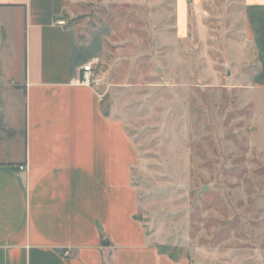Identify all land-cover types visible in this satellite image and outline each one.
Here are the masks:
<instances>
[{
  "label": "rangeland",
  "instance_id": "374dc122",
  "mask_svg": "<svg viewBox=\"0 0 264 264\" xmlns=\"http://www.w3.org/2000/svg\"><path fill=\"white\" fill-rule=\"evenodd\" d=\"M242 1L86 0L65 18L107 31L91 85L139 151V218L187 264H264V89ZM7 39L0 27V161L24 146L23 93L4 76L21 80V42L15 60Z\"/></svg>",
  "mask_w": 264,
  "mask_h": 264
},
{
  "label": "crops",
  "instance_id": "0c3cea01",
  "mask_svg": "<svg viewBox=\"0 0 264 264\" xmlns=\"http://www.w3.org/2000/svg\"><path fill=\"white\" fill-rule=\"evenodd\" d=\"M85 1L0 0L10 56L17 60L21 42L22 60L21 82L11 65L4 76L24 97L23 150L0 161V264H187L161 254L139 218L141 157L126 125L79 82L107 41L102 25L85 32L66 23ZM241 9L261 62L254 85L264 89V0ZM4 122L15 132L17 119L8 124L5 113Z\"/></svg>",
  "mask_w": 264,
  "mask_h": 264
},
{
  "label": "built area",
  "instance_id": "2783aa9c",
  "mask_svg": "<svg viewBox=\"0 0 264 264\" xmlns=\"http://www.w3.org/2000/svg\"><path fill=\"white\" fill-rule=\"evenodd\" d=\"M94 63H90L82 69V72L79 77V82L84 85H91L95 79V69ZM25 166L20 167V170H24Z\"/></svg>",
  "mask_w": 264,
  "mask_h": 264
},
{
  "label": "trees",
  "instance_id": "16d2710c",
  "mask_svg": "<svg viewBox=\"0 0 264 264\" xmlns=\"http://www.w3.org/2000/svg\"><path fill=\"white\" fill-rule=\"evenodd\" d=\"M158 250H159V252L161 253V254H165V255H167L168 253H169V251L170 250H168V248L167 247H160V248H158ZM172 260H177V259H174L173 257H171V256H169Z\"/></svg>",
  "mask_w": 264,
  "mask_h": 264
}]
</instances>
